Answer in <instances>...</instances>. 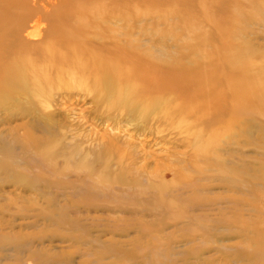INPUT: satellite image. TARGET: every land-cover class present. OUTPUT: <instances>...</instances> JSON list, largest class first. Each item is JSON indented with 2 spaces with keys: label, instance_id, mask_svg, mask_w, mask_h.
<instances>
[{
  "label": "bare ground",
  "instance_id": "1",
  "mask_svg": "<svg viewBox=\"0 0 264 264\" xmlns=\"http://www.w3.org/2000/svg\"><path fill=\"white\" fill-rule=\"evenodd\" d=\"M75 1L76 8L69 11L54 6L56 0H0V106L20 105L24 96L27 103L47 109L90 95L98 109L132 116L143 132L178 129L188 152L181 153L174 165H158L150 176L159 181L150 179L146 185L128 178L133 165L129 148H120L109 138L101 140L103 153L91 154L82 153L77 145L60 149L56 140L42 142L28 134L42 164L40 173L47 168L62 177L48 179V186L64 184L65 171H83L88 194L79 203L104 196L113 208L127 202L141 207V195L153 188L152 205L164 212L162 222L174 221L178 227L177 254H187L182 263L200 260L218 240L240 237L242 246L226 261L264 264V170L260 171L264 162L244 154L248 149L264 153L260 134L264 124L248 118L264 116V79L251 71L257 50L246 38L259 0ZM130 2L169 9L178 27L190 33L202 24L214 31L189 47L188 61L183 51L162 64L149 50H139L131 38V22L144 12L136 11L135 20L131 12L121 10ZM43 21L44 30L35 35L28 30ZM160 32L161 40L177 38L171 28L161 37ZM210 39L216 43L207 48ZM13 142L17 138L0 141V186L8 178L26 184L42 179L18 171L20 159ZM58 157L64 159L62 167ZM115 184L131 194L116 192ZM214 187L232 194L210 196ZM169 190L177 191V197ZM163 223L148 230L160 233Z\"/></svg>",
  "mask_w": 264,
  "mask_h": 264
},
{
  "label": "rangeland",
  "instance_id": "2",
  "mask_svg": "<svg viewBox=\"0 0 264 264\" xmlns=\"http://www.w3.org/2000/svg\"><path fill=\"white\" fill-rule=\"evenodd\" d=\"M56 1L54 6L69 11L77 6L75 0ZM257 2L259 10L247 26L246 38L257 50L251 71H257L264 79V0ZM52 7L49 5V8ZM121 10L131 12L135 20L138 18L135 17L136 11L144 12L141 19L131 22V38L139 50H149L162 64H167L169 56H178L183 51L188 61V56L191 57L189 47L200 44L203 37L214 31L211 25L202 24L193 26V33H190L183 26L178 27L176 19L168 15L169 9L161 6L145 8L130 2ZM193 14L197 15L195 12ZM159 17H162L161 22L158 21ZM46 25L43 21L28 30L35 35L44 30ZM169 28L176 31L177 38L172 39L169 35L161 40L157 31L161 30V37ZM122 30L118 28V31ZM215 43L216 40L210 39L207 48ZM175 96L177 94L172 95ZM21 98L20 105L0 106V141L8 142L17 138L18 142H13V145L20 159L18 171L29 177L42 175V179L26 184L20 181L15 183L8 178L0 186V264H191L187 260L182 263V258L187 254H177L181 247L177 244L179 232L175 222L163 223L164 212L152 205L155 189L148 188L141 195V207L127 202L113 208L104 202V196L95 198L90 202L92 205L80 204L88 194L85 188L88 180L86 173L65 171L62 174L64 184L48 186V179L58 181L62 177H56L47 168L40 173V158L27 138L30 134L42 142L56 140L60 149L77 145L82 153L91 154L103 153L105 148L101 140L103 137L109 138L120 148H129L133 165L130 166L128 178L149 185L150 179L159 181L150 176L158 165H174L181 153L188 152L184 147L183 136L177 133L178 129L168 128L159 133L156 130L154 133L143 132L144 127L136 123L132 116L98 109L90 95L75 96L66 102L56 97L60 102L47 109L27 103L24 96ZM252 117L256 123L264 124V116H248ZM260 134L264 136V127H261ZM232 149L240 152L238 148ZM244 154L249 159L256 158L264 162V153H253L248 149ZM56 162L62 167L64 159L58 157ZM115 169L116 166L111 167V171ZM121 188L119 184L113 186L116 192L127 195L132 192ZM168 193L177 197V191L169 190ZM230 194L219 187H214L209 193L217 197ZM52 210L61 214L52 216L46 213ZM162 223L163 231L160 233L148 230L154 226L157 229ZM154 236L159 239L156 242L153 240L157 244L152 243ZM218 242L205 252L204 257L192 264H248L247 261H226L239 251L236 247L242 246V238L229 237ZM216 246L221 249L217 250ZM158 251L161 253L158 254Z\"/></svg>",
  "mask_w": 264,
  "mask_h": 264
}]
</instances>
